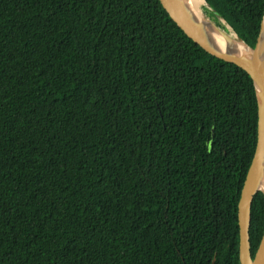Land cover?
Returning <instances> with one entry per match:
<instances>
[{"label": "trees", "instance_id": "obj_1", "mask_svg": "<svg viewBox=\"0 0 264 264\" xmlns=\"http://www.w3.org/2000/svg\"><path fill=\"white\" fill-rule=\"evenodd\" d=\"M206 2L255 47L264 0ZM257 138L252 78L159 0H0V264H240Z\"/></svg>", "mask_w": 264, "mask_h": 264}, {"label": "water", "instance_id": "obj_2", "mask_svg": "<svg viewBox=\"0 0 264 264\" xmlns=\"http://www.w3.org/2000/svg\"><path fill=\"white\" fill-rule=\"evenodd\" d=\"M170 19L182 32L206 53L243 69L253 80L258 104V138L241 197L238 203L239 259L240 264H264V233L255 256L250 242L251 211L254 197L264 190L256 188L257 181L264 170V34L263 23L255 47L249 46L214 12L205 1V8L223 24L224 30L217 27L203 12L202 15L213 24L208 27L197 18L186 0H159ZM235 35V36H231ZM215 264V261L213 262Z\"/></svg>", "mask_w": 264, "mask_h": 264}, {"label": "bare ground", "instance_id": "obj_3", "mask_svg": "<svg viewBox=\"0 0 264 264\" xmlns=\"http://www.w3.org/2000/svg\"><path fill=\"white\" fill-rule=\"evenodd\" d=\"M186 1L190 4L191 8L193 9V13L196 15L197 18L205 22L208 27L214 28L213 24H211V22L206 20V18L202 15L201 8L205 5L204 0H186ZM262 30L264 34V23H263ZM231 36H235V35L231 34ZM256 188L264 190V170L262 171L260 178L257 181Z\"/></svg>", "mask_w": 264, "mask_h": 264}, {"label": "rangeland", "instance_id": "obj_4", "mask_svg": "<svg viewBox=\"0 0 264 264\" xmlns=\"http://www.w3.org/2000/svg\"><path fill=\"white\" fill-rule=\"evenodd\" d=\"M203 7H205V6H203ZM203 7H202V8H203Z\"/></svg>", "mask_w": 264, "mask_h": 264}]
</instances>
